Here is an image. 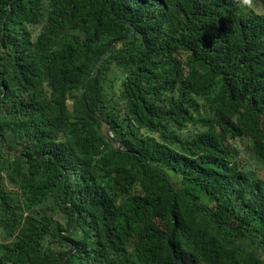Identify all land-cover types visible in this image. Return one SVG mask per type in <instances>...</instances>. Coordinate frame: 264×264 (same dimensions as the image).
I'll return each mask as SVG.
<instances>
[{
  "label": "trees",
  "instance_id": "trees-1",
  "mask_svg": "<svg viewBox=\"0 0 264 264\" xmlns=\"http://www.w3.org/2000/svg\"><path fill=\"white\" fill-rule=\"evenodd\" d=\"M245 148L264 161V13L0 0V264H264Z\"/></svg>",
  "mask_w": 264,
  "mask_h": 264
},
{
  "label": "rangeland",
  "instance_id": "rangeland-1",
  "mask_svg": "<svg viewBox=\"0 0 264 264\" xmlns=\"http://www.w3.org/2000/svg\"><path fill=\"white\" fill-rule=\"evenodd\" d=\"M253 3V7H248V8H252L257 12H262L264 13V6L254 2V0H252ZM70 106L72 105V101H69ZM242 163L247 167L252 169L253 172H255V174L262 178L264 180V161L262 159H260L259 157H257L251 150L250 148H245L243 155H242Z\"/></svg>",
  "mask_w": 264,
  "mask_h": 264
},
{
  "label": "clouds",
  "instance_id": "clouds-1",
  "mask_svg": "<svg viewBox=\"0 0 264 264\" xmlns=\"http://www.w3.org/2000/svg\"><path fill=\"white\" fill-rule=\"evenodd\" d=\"M240 3L247 7H253L252 0H240Z\"/></svg>",
  "mask_w": 264,
  "mask_h": 264
},
{
  "label": "water",
  "instance_id": "water-1",
  "mask_svg": "<svg viewBox=\"0 0 264 264\" xmlns=\"http://www.w3.org/2000/svg\"><path fill=\"white\" fill-rule=\"evenodd\" d=\"M120 147H121V143H120Z\"/></svg>",
  "mask_w": 264,
  "mask_h": 264
}]
</instances>
